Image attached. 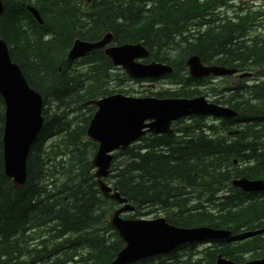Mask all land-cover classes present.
Returning a JSON list of instances; mask_svg holds the SVG:
<instances>
[{
    "label": "trees",
    "instance_id": "obj_1",
    "mask_svg": "<svg viewBox=\"0 0 264 264\" xmlns=\"http://www.w3.org/2000/svg\"><path fill=\"white\" fill-rule=\"evenodd\" d=\"M123 1L118 4L114 0H93L91 12L81 13L71 0H1L0 36L9 45L12 62L18 65L28 85L41 95L44 123L30 146L26 182L18 191L12 190L10 181L3 175L0 143V235L9 228L11 234L20 238L18 255L12 239L5 240L7 250L0 246V264H29L34 258L29 256L33 253L30 251L33 245L28 243L32 233H38V238L47 237L42 242L47 246L63 239L60 246H67V263L78 255L81 264H107L109 254L117 246L107 244L105 237L111 235L107 222L110 215L100 207L111 203L102 200L95 181L87 173L89 158L95 150V145L84 138L88 118L82 113L72 119L66 116L70 107L109 94L107 87H98V79L100 73L101 79L104 77L111 65L106 58L104 61L96 59L88 72H72L71 64L63 62L69 45L67 36L93 40L109 30L116 44L141 42L153 60L175 69L172 81L179 87L173 92L161 91L156 97L194 95L191 84L194 80L186 73L180 75L185 71L184 60L189 55L195 54L205 62L212 52L223 51L224 59L240 56V66L249 56L256 64L264 61V38L249 39L240 22H228L225 28L220 24L218 31L213 32L211 17L203 13L205 7L199 6L197 1L182 0L186 2L183 6L173 0ZM23 3L38 7L40 26L31 19ZM192 12L196 13L190 16ZM235 25L240 28L234 29ZM190 26H196V30H191ZM48 30L57 31L52 44L42 38ZM88 82H91L90 88H84ZM261 90L255 92L261 94ZM259 99L256 105L246 103L245 109H241L240 121L246 122L240 133L243 137L264 138V96L260 95ZM50 108H55L53 114H49ZM87 110L92 112V108ZM192 119L195 125L178 128L182 133L180 140L174 135L142 139V144L116 155L108 181L134 206L136 217L142 214V208L152 207L167 212L166 221L180 227L207 225L227 228L233 233L240 226L249 227L246 216L240 209L236 210L238 205L234 198L215 212H208L206 206H202L203 203L208 205L209 197L201 189H205L209 181L212 187L220 183L224 167H231L228 158L234 151L219 140L208 141L201 130V117ZM2 127L0 98V141ZM48 140L50 145L46 144ZM254 157L261 159L257 167L261 168L264 153L254 148L250 159ZM183 187H187L189 193L183 192ZM216 190L217 187L212 191ZM81 248L87 250L82 249L78 254ZM241 249L252 250L259 258L264 255V240L253 239L236 248L204 249L194 260L193 248L187 260L179 261L176 254L168 258L173 259L172 264H213L220 252L240 262L243 261L239 254ZM55 255L56 249L42 256L37 250L34 254L35 259L41 256L38 264L51 261Z\"/></svg>",
    "mask_w": 264,
    "mask_h": 264
},
{
    "label": "water",
    "instance_id": "obj_2",
    "mask_svg": "<svg viewBox=\"0 0 264 264\" xmlns=\"http://www.w3.org/2000/svg\"><path fill=\"white\" fill-rule=\"evenodd\" d=\"M31 13L35 11L30 8ZM2 6L0 5V14ZM111 40L106 34L100 42L88 45L78 43L69 53L68 58H76L92 49L104 48ZM114 66H121L131 78H159L170 74L172 68L159 63L142 64L136 59L148 57V51L141 44L123 45L104 49ZM185 66L189 76L200 79L210 72L219 74L216 69L205 68L196 55L190 56ZM233 71L222 70V74ZM0 94L7 106L6 119L2 134V158L4 175L10 179L14 189L19 190L26 180V160L29 147L42 126V102L37 93L32 92L26 85L19 68L10 63L3 45L0 43ZM93 104L97 111L89 122L86 134L98 143V149L89 166V171L96 168L92 178L100 193L120 204L125 200L116 190H111L103 181L110 173L112 156L108 152L114 149H125L130 143L138 140L147 132L153 134L169 133L171 122L190 115H214L231 117L232 112L219 109L205 102L203 97L194 99H156V98H125L120 95L91 101L82 106ZM150 121L149 124H145ZM146 131H142L146 129ZM244 191H258L264 188L261 182L239 180L234 183ZM110 192H112L110 194ZM132 208L125 205L115 211L109 226L124 242V247L116 254L110 264H127L143 258L165 254L180 245L210 239L229 237L228 231L211 228H178L165 222L164 219L153 221L122 219L120 214ZM215 264H236L217 257ZM243 264H264V257Z\"/></svg>",
    "mask_w": 264,
    "mask_h": 264
},
{
    "label": "flooded vegetation",
    "instance_id": "obj_3",
    "mask_svg": "<svg viewBox=\"0 0 264 264\" xmlns=\"http://www.w3.org/2000/svg\"><path fill=\"white\" fill-rule=\"evenodd\" d=\"M199 0H194L193 2ZM174 3H179L180 5H186V2H182V0H173ZM190 1L189 3H193ZM196 3V4H197ZM212 6L209 8H205V11L203 13L209 16L210 20V28L213 32H217L218 29H216L220 24H222L223 28H225L228 25H225L227 22V19L224 15L225 11H222L218 9L217 7L203 2V4L199 6ZM256 5H243L240 7V11L242 14L244 13H256ZM196 12H192L190 15H195ZM250 16V15H249ZM257 16V15H256ZM247 21L250 22L247 18ZM261 19L259 17L254 18L252 21V24L245 25L244 23H240V26H242L243 30L248 29H254L261 26H264L263 23H261ZM225 25V26H224ZM236 27H233L234 29H239L240 27L235 25ZM250 44V43H249ZM225 53L223 51L217 52V53H211L207 61H205L206 66H223L226 68L234 69L236 70V74L229 75V76H221V77H215V76H208L206 77L201 85H204L203 93L205 94V97L207 101L210 104L220 106V107H226L230 108L236 113V116L232 119L228 118H215L208 116L206 117V123H205V132L206 138H208V141H214L219 140L223 144H226V147L233 148V153L229 155L228 162L232 161L233 165L235 167V174L240 175V178H246L248 180H263L264 181V164H262V167L257 168L260 166V159L257 157L251 158V152L255 148L256 145H264V139L260 138H247L240 135L241 129L243 127V124H240V110L245 109V104L248 102L244 101L243 98L247 97V92H245L247 89V81H255L258 80L261 73L258 71L259 69L256 66H250L251 64H255V61L252 59L251 56L246 58V65L249 67L246 69L245 67H240V56L233 59H224ZM249 74L247 78L240 79V75L242 74ZM195 85H200L196 82H194ZM241 84V85H240ZM200 85V86H201ZM256 143V144H255ZM223 180L225 181V176H222ZM223 181V182H224ZM242 193V192H241ZM244 194V193H243ZM255 196H257V193H253ZM253 196V195H250ZM243 197V196H242ZM247 197H249L247 195ZM2 215V214H1ZM33 231V229H31ZM7 233L0 235V246L1 249L7 250L5 246V240L11 241L13 240V247L14 252L17 255L19 254V241L20 238L17 235L11 234V231L7 229ZM32 233V232H31ZM35 237L34 233L29 236V242L33 245V249L36 248L37 242L33 238ZM35 247V248H34ZM32 252V249L30 250Z\"/></svg>",
    "mask_w": 264,
    "mask_h": 264
},
{
    "label": "bare ground",
    "instance_id": "obj_4",
    "mask_svg": "<svg viewBox=\"0 0 264 264\" xmlns=\"http://www.w3.org/2000/svg\"><path fill=\"white\" fill-rule=\"evenodd\" d=\"M92 1L93 0H71V2H72V4H76V5H74L75 6V8H77V9H79L80 10V12L81 13H90L91 11V6H92ZM114 1H117V3L118 4H120V3H124V1L123 0H114ZM0 5L2 6V11H3V4H2V2H1V0H0ZM33 6L34 5H29V4H26V3H23V8L26 10V12L29 14V16L31 17V19L36 23V24H38L39 25V23H41V20H40V17H39V15H38V12H37V14H34V13H31V11L29 10L30 8H32L33 9ZM80 13V14H81ZM1 15H2V12H1V14H0V18H1ZM40 26V25H39ZM44 35L42 36V38H43V40H50V43L52 44L53 43V41H51V40H54L55 38H57V31L56 32H51L50 30H48V31H44ZM106 34H112L113 35V33L111 32V31H109V30H107V31H104L103 33H102V35L100 36V37H97L96 39H93V40H90V39H80L79 37H76V36H74V35H72V36H67V38H68V41H69V45H68V47L66 48V50H65V54H64V56H63V62L64 63H69V64H71V66L74 68V67H76L78 64V62H81V63H87L88 61H89V59H91L94 63H95V61H96V59H98L99 61H104V58H106V57H104L103 56V54L101 53V51L99 50V49H92V50H90V51H87V52H84V53H79V54H76V55H81V56H78V57H76V58H71V59H69L68 58V55H69V53L72 51V49L78 44V43H80V42H84V43H86V44H88V45H94V44H97L98 42H100L101 40H102V38L106 35ZM0 43L3 45V47H4V49H5V51H6V53H7V55L8 56H10V48H9V45L7 44V42L3 39V38H1V36H0ZM99 64H101V63H99ZM18 66V65H17ZM19 68V67H18ZM19 70H20V68H19ZM100 70V69H99ZM111 70V67H107V69H106V71L104 72V77L102 78V79H106L105 81H103L102 79H101V83L99 84V86L98 87H100V88H108V89H110L109 91H111V92H113L114 93V91H112V89H111V77H109V71ZM90 73H88V77L90 76L89 75ZM85 77V78H88V77ZM85 78H84V80H85ZM90 79V78H89ZM89 79H88V81H89ZM24 80H25V78H24ZM108 80H109V82H108ZM87 81V80H86ZM98 82H99V79H98ZM90 83L91 82H88L87 84H84V88H90ZM192 84V83H191ZM193 86L195 87V88H199V87H201L200 85H195L194 84V82H193ZM0 98H1V101H2V105H3V123L5 122V119H6V113H7V106H6V102H5V100H4V98L2 97V95L0 94ZM79 112V114L80 113H82V114H84L85 116H86V118H88V120L86 121V128H87V125H88V123H89V120L92 118V112H90V111H86V110H78ZM81 111H83V112H81ZM49 114H53L52 113V110L49 112ZM43 123H44V119H43V122H42V126H43ZM42 126H41V128H40V130L42 129ZM39 130V131H40ZM86 130V129H85ZM38 131V132H39ZM2 133H3V129H2ZM205 135V134H204ZM206 136V135H205ZM206 139H208V138H206ZM209 140V139H208ZM216 140V139H215ZM0 143H1V156H2V148H3V144H2V137H1V141H0ZM256 144V143H255ZM131 149V146L130 145H128V147L127 148H125V149H114V150H112V151H110V152H108V154H110V155H120L121 153H123V152H126V151H128V150H130ZM255 149H256V151L258 152V151H261L262 153H264V145H256L255 146ZM260 161H261V159H260ZM2 165H3V175H4V162H3V158H2ZM4 177H5V175H4ZM10 181V180H9ZM10 183L12 184V182L10 181ZM183 192H185V193H189L188 192V188L186 187V189L183 191ZM186 195V194H185ZM239 200H240V203L243 201V197L242 196H239ZM209 202H208V205H206L205 203H203V205L202 206H206V207H204V208H206L207 209V211L208 212H215V211H217L218 210V206L215 204V203H213V202H211V200L209 199L208 200ZM111 203H112V206H114V210L112 211V214L115 212V211H117V209H118V204L115 202V201H111ZM193 204V203H192ZM153 208H151V210H152ZM156 209H159V208H156ZM147 210H149V209H147ZM159 210H161V209H159ZM151 213V212H150ZM165 216H166V214H165ZM104 222V221H103ZM98 229V228H97ZM106 231V230H105ZM109 232L111 233V235H109V237L108 236H106L105 238H106V240H107V244L108 245H116L117 244V246H119V243L117 242V240L121 243L122 242V240H121V238L119 237V236H117V235H115L114 233H112L111 231H110V229H109ZM63 240V239H62ZM61 239H58V240H55V241H53V243L50 245H48V246H53V245H55L58 241H62ZM92 240V239H91ZM97 243V242H96ZM116 246V247H117ZM87 250V248H81V249H78V251H77V253L79 254V251L80 250ZM112 253H113V251L111 252V255L109 254V256H110V258L108 259V262H107V264H109V262L112 260ZM108 256V257H109ZM73 260L74 259H72V261H70V262H68L67 264H72L73 263ZM50 263V261H48L47 263H45V264H49Z\"/></svg>",
    "mask_w": 264,
    "mask_h": 264
},
{
    "label": "rangeland",
    "instance_id": "obj_5",
    "mask_svg": "<svg viewBox=\"0 0 264 264\" xmlns=\"http://www.w3.org/2000/svg\"><path fill=\"white\" fill-rule=\"evenodd\" d=\"M243 2H245L246 0H242ZM254 3L255 4H258V3H260V1H254ZM240 6H242L241 4H240V2L239 1H236V2H234V3H231V4H229L226 8L227 9H229V14L228 15H231V9H236V8H240ZM191 16V15H190ZM150 18V17H149ZM151 19V18H150ZM189 28H191V30H196V26L195 27H192V26H190ZM255 35H260L261 37H264V26H261V27H258L256 30H254V31H250L249 32V34H248V36H250V37H252V36H255ZM168 51V50H167ZM168 54H169V56H171L172 55V53L169 51L168 52ZM79 63H81V62H78L77 64H79ZM260 70V72L261 73H263V75H261L260 77H259V79H258V81L261 83V82H263L264 83V66H262V68L261 69H259ZM99 71V70H98ZM98 73V72H97ZM97 73L95 74V75H97ZM184 73L185 72H181V76H184ZM109 77H111V81H112V79H113V74H112V71L110 70L109 71ZM103 81H105L106 79H102ZM99 82L101 83V73H100V78H99ZM108 82H109V80H108ZM252 82H247L246 84L247 85H250ZM168 87V84H167V82H166V80H160V81H157V82H152V83H150V82H145V83H133V82H127L126 83V85L124 86V89L125 90H128L129 92H131L130 93V96H133V97H141V96H151V94H153V93H155L156 91H158V90H160L161 88H167ZM111 89H112V91H114V93H117V92H119V90H118V88H116L114 85H112L111 84ZM204 90V89H203ZM262 91V93H264V89H262L261 90ZM245 99H247V100H249V99H251L252 100V102H258V101H260V99L258 98V97H251V94H249V97H247V98H245ZM75 108V107H74ZM50 110H52L53 112H54V110H55V108H50L49 109V112H50ZM72 110H73V108L72 107H70L69 108V110L67 111V117H69L70 119H72V118H74V117H76L77 115H79V113H78V110H76V112H72ZM81 112H83V111H81ZM189 122L188 121H185L183 124H185V125H187ZM206 158V157H205ZM229 167H227V166H225L224 167V170H227ZM111 203V202H110ZM100 207L101 208H103V209H106L107 210V212H109V214H112V211L114 210V206H112V203L109 205L108 203H105V204H101L100 205ZM2 208V207H1ZM152 208V207H151ZM151 208H148L149 210V212L150 211H152L151 213L152 214H148V215H146L145 217H143V218H145V219H152V218H154V216H157V217H162V216H164L165 217V214H167V212H165L164 213V211L162 212V210H159V209H156V208H153L152 210H151ZM147 209L146 208H142L141 210H140V212L141 211H146ZM101 212H103V211H101ZM104 213V212H103ZM0 216H1V211H0ZM102 221H104L103 219H102ZM13 226V225H12ZM13 227H15V226H13ZM9 229V228H8ZM16 229V228H15ZM264 236V235H263ZM202 247L200 246V247H198L197 249L199 250V249H201ZM202 250V249H201ZM200 250V251H201ZM253 253L254 252H252V251H249V252H246V256L244 257V258H248V257H251L252 255H253ZM34 254H35V252H33V253H29V256L31 257V258H33L34 257ZM76 262H77V260H76Z\"/></svg>",
    "mask_w": 264,
    "mask_h": 264
}]
</instances>
